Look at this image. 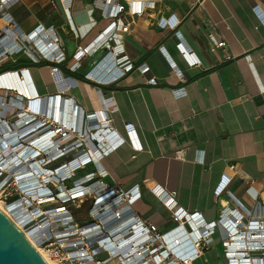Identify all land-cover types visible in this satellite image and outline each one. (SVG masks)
<instances>
[{
    "label": "crops",
    "instance_id": "crops-1",
    "mask_svg": "<svg viewBox=\"0 0 264 264\" xmlns=\"http://www.w3.org/2000/svg\"><path fill=\"white\" fill-rule=\"evenodd\" d=\"M71 1L69 14L63 0H19L10 7L3 3L20 33L45 32L35 44L53 43L60 36L67 60L35 63L22 53L0 68L20 70L35 96L49 98L61 93L52 73L58 67L65 78L77 81L67 83L65 98L89 111L85 74L112 43L86 54L76 71L71 69L73 57L109 25L108 8L128 6L131 0ZM141 1L154 5L141 16L127 14L130 30L116 31L134 70L103 86L115 108L110 112L115 128L102 144L110 148L102 159L108 172L103 180L123 191H140L133 210L166 236H174L180 225L173 215L179 208L213 222L225 207L234 206V199L251 207L255 192L259 202L253 213L264 217V0ZM169 17L170 26L162 27L161 20ZM14 26L0 18L2 40L14 35ZM222 40L226 45L216 47ZM180 43L201 63L190 66ZM144 65L150 67L145 74ZM152 77L158 84L149 83ZM86 168L84 172L94 167ZM225 178L229 183L218 193ZM162 193L176 205H166ZM225 236L219 226L197 261L226 264ZM181 242L180 248L189 250L188 239Z\"/></svg>",
    "mask_w": 264,
    "mask_h": 264
},
{
    "label": "built area",
    "instance_id": "built-area-1",
    "mask_svg": "<svg viewBox=\"0 0 264 264\" xmlns=\"http://www.w3.org/2000/svg\"><path fill=\"white\" fill-rule=\"evenodd\" d=\"M18 1L0 0V18L15 25L14 35L4 40L0 37V66L21 52L35 63L65 62L60 36L55 35L53 43L40 44L45 32L26 34L27 38L19 32L16 21L3 6L6 3L10 7ZM136 2L141 3L142 10L134 13ZM71 3L63 0L67 14ZM153 5L154 2L131 0L128 6L116 4L108 8L105 16L111 19L109 25L74 55L76 62L71 69L76 71L86 54L112 43L105 56L85 74V88L92 104L89 111L73 98H65L67 83L77 81L65 78L58 67H53L52 73L61 93L49 98L35 96L29 87V94L16 89L17 78L28 86L20 70L0 72V195L4 207L33 243L47 253L52 264H195L212 244L219 226L226 231L222 240L226 264H264V217L253 213L259 202L258 192L253 195L251 207L234 199V206L225 207L219 220L213 222L179 208L173 215L180 225L174 236H166L133 210L140 191H123L103 180L108 172L102 159L110 148L102 144L109 142V132L115 128L110 118L115 108L103 86L117 82L135 67L116 31L128 32L131 22L125 20L126 15L141 16ZM170 20L171 17L163 18L161 26H170ZM36 39L40 40L35 44ZM225 45L224 40L216 43V47ZM179 47L190 66L201 63L184 44ZM103 67L108 78L101 77L99 69ZM149 71V66L141 69L143 74ZM149 83L158 84V80L152 77ZM10 164L15 168H8ZM90 165L94 168L84 172ZM228 183L225 178L217 192H222ZM161 198L169 207L176 205L166 193ZM87 201L91 206L84 218L79 217ZM23 215L26 218H18ZM182 236L188 239L187 252L180 248Z\"/></svg>",
    "mask_w": 264,
    "mask_h": 264
},
{
    "label": "water",
    "instance_id": "water-1",
    "mask_svg": "<svg viewBox=\"0 0 264 264\" xmlns=\"http://www.w3.org/2000/svg\"><path fill=\"white\" fill-rule=\"evenodd\" d=\"M0 264H49L25 232L1 207Z\"/></svg>",
    "mask_w": 264,
    "mask_h": 264
},
{
    "label": "bare ground",
    "instance_id": "bare-ground-1",
    "mask_svg": "<svg viewBox=\"0 0 264 264\" xmlns=\"http://www.w3.org/2000/svg\"><path fill=\"white\" fill-rule=\"evenodd\" d=\"M24 36H25V38H27V36H26V34L23 32L22 33ZM31 46H33V44L32 43H29ZM21 46V44L20 45H18V47H17V50H20V47ZM16 49V48H15ZM35 49H36V47H35ZM100 70V74H101V77L103 78H108L109 77V73H108V71H107V69H105L104 67H103V69L102 68H100L99 69ZM15 88L16 89H18V90H20V92H22V93H25V94H29L30 92H28L29 91V89H28V86H27V84L25 83H23L22 82V80L21 79H19V78H17L16 79V82H15ZM8 168H10V169H12V168H15V165H13V164H10L9 165V167ZM16 171L18 170V168H16L15 169ZM21 172H22V170H20ZM24 177H26L25 175L24 176H21V178H24ZM0 207L3 209V210H5L8 214H10L6 209H5V207H4V205H2L1 204V202H0ZM10 216H12L11 214H10ZM13 217V216H12ZM14 218V217H13ZM18 218L19 219H22V218H26V215H23V216H18ZM15 219V218H14ZM16 221V220H15ZM16 223L19 225V227L21 228V225L16 221ZM22 229V228H21ZM27 237L30 239V237L27 235ZM31 240V239H30ZM31 242L33 243V241L31 240ZM34 244V243H33ZM186 244H188V242L186 243ZM35 245V244H34ZM36 246V245H35ZM36 248L38 249V251L41 253V255L45 258V260L49 263V264H52V262H51V260H50V258L48 257V255H47V253L44 251V250H42V249H39L37 246H36ZM186 252L187 251H189L188 250V247L187 248H185L184 249Z\"/></svg>",
    "mask_w": 264,
    "mask_h": 264
},
{
    "label": "rangeland",
    "instance_id": "rangeland-1",
    "mask_svg": "<svg viewBox=\"0 0 264 264\" xmlns=\"http://www.w3.org/2000/svg\"><path fill=\"white\" fill-rule=\"evenodd\" d=\"M23 52H21V53H19V54H22ZM3 69H7V67H3V68H0V71L1 70H3ZM12 185H14V184H12ZM10 190H11V188H10ZM9 201V200H8ZM0 202H1V204L2 205H4L3 204V201H2V197H1V195H0ZM91 206V204H90V201H87L81 208L82 209H80L81 210V213L79 214L80 216L79 217H85V215H86V210H88V208ZM206 251H208V250H206V249H204L203 250V255L202 256H204V253L206 252ZM201 256V257H202ZM207 260V259H206ZM224 261V259L222 258V262ZM207 262H208V260H207ZM196 264H205L204 263V260L203 259H201V260H199V261H197L196 262ZM213 264H218L216 261L213 263Z\"/></svg>",
    "mask_w": 264,
    "mask_h": 264
},
{
    "label": "clouds",
    "instance_id": "clouds-1",
    "mask_svg": "<svg viewBox=\"0 0 264 264\" xmlns=\"http://www.w3.org/2000/svg\"><path fill=\"white\" fill-rule=\"evenodd\" d=\"M142 9H141V3L140 2H136L133 4V8H132V11L135 13V12H140Z\"/></svg>",
    "mask_w": 264,
    "mask_h": 264
},
{
    "label": "trees",
    "instance_id": "trees-1",
    "mask_svg": "<svg viewBox=\"0 0 264 264\" xmlns=\"http://www.w3.org/2000/svg\"><path fill=\"white\" fill-rule=\"evenodd\" d=\"M19 64H20V63H19ZM1 68H2V67H1ZM3 70H4V69H3ZM1 71H2V70H1ZM1 71H0V72H1Z\"/></svg>",
    "mask_w": 264,
    "mask_h": 264
}]
</instances>
